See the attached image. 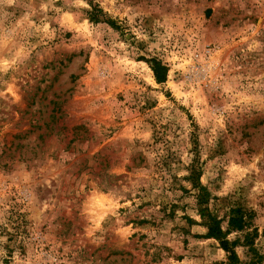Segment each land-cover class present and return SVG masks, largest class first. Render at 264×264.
I'll list each match as a JSON object with an SVG mask.
<instances>
[{
    "label": "rangeland",
    "instance_id": "rangeland-1",
    "mask_svg": "<svg viewBox=\"0 0 264 264\" xmlns=\"http://www.w3.org/2000/svg\"><path fill=\"white\" fill-rule=\"evenodd\" d=\"M192 177L264 264V0H0V264H232Z\"/></svg>",
    "mask_w": 264,
    "mask_h": 264
},
{
    "label": "trees",
    "instance_id": "trees-1",
    "mask_svg": "<svg viewBox=\"0 0 264 264\" xmlns=\"http://www.w3.org/2000/svg\"><path fill=\"white\" fill-rule=\"evenodd\" d=\"M154 76L158 83L164 82L165 70L161 66H156L154 68ZM193 181L194 188L198 190L196 195L197 205L200 208V214L206 221L207 235L208 239H214L218 242L221 249L228 254V261L232 264H241L237 260L235 253L233 251L236 242L229 243L226 237L232 232H241L244 229H248L251 226L252 221H254L255 216L251 211H244L240 208H234L229 210L228 218L226 220V230L222 231L220 224L221 220H217L214 216L210 215L207 209L201 208V206L206 204L205 196L203 194V189L198 185L194 177L191 178ZM249 237L247 236V239Z\"/></svg>",
    "mask_w": 264,
    "mask_h": 264
}]
</instances>
